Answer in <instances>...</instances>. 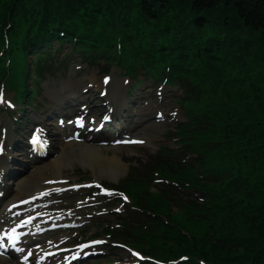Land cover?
<instances>
[{
    "label": "trees",
    "instance_id": "trees-1",
    "mask_svg": "<svg viewBox=\"0 0 264 264\" xmlns=\"http://www.w3.org/2000/svg\"><path fill=\"white\" fill-rule=\"evenodd\" d=\"M129 1L134 0H116L125 14H129L125 6ZM136 7L140 10L138 23L145 17L158 21L160 17H185L197 29L209 26L229 32L231 43L239 44L242 37L246 49L259 37L256 34L264 33V0H137ZM261 110L264 112V107ZM247 228L252 241L243 248L247 257L253 253L252 260L258 261L264 255V217Z\"/></svg>",
    "mask_w": 264,
    "mask_h": 264
},
{
    "label": "rangeland",
    "instance_id": "rangeland-1",
    "mask_svg": "<svg viewBox=\"0 0 264 264\" xmlns=\"http://www.w3.org/2000/svg\"><path fill=\"white\" fill-rule=\"evenodd\" d=\"M66 47L63 49L65 50ZM255 50V49H254ZM260 55L256 56V58L258 59ZM48 75V74H46ZM41 80V79H40ZM39 80V82H40ZM38 80H33L31 81V84L34 85V83H37ZM32 85V86H33ZM118 155H122L124 158V161L127 162L128 168L130 166H133L135 164V160L134 158H128L125 155L124 151H119L117 153ZM124 176V175H123ZM121 176V177H123ZM125 177V176H124ZM154 194V192H153ZM177 213V217L179 218V220L182 223V227H183V232L185 233V235L183 237H181V240H185V243L183 244V246H189L188 248H195L198 249L199 251H203L205 250V252L209 255L212 256H218L220 258V260L222 261L221 258H224V256L227 257V245L232 244L231 242H227V238L226 235H223L221 232H213V230H210V228L208 226H206L204 224V221L197 219V217L192 216L191 213H193V210H188V212L185 210V208H176L173 209L172 208V212L171 213ZM190 214V215H189ZM183 217H188V222H183ZM195 236V237H194ZM231 239H234L231 237ZM240 239H236V240H232L235 241L234 245L236 248V251H234L233 255H236L239 253H241V248H240V243L241 240ZM245 239H242V242H244ZM232 250H234V247L232 248ZM243 258V257H242ZM225 259V258H224Z\"/></svg>",
    "mask_w": 264,
    "mask_h": 264
},
{
    "label": "bare ground",
    "instance_id": "bare-ground-1",
    "mask_svg": "<svg viewBox=\"0 0 264 264\" xmlns=\"http://www.w3.org/2000/svg\"><path fill=\"white\" fill-rule=\"evenodd\" d=\"M71 153L75 156H80L83 158H88L89 163L93 169L98 170L99 175L101 176H113L117 178L125 170V166L121 162V158L115 154L110 156L109 154L103 153L101 147L98 146H86L81 143H72ZM64 148V147H63ZM63 148L59 151V155L62 152ZM66 152H63L65 155ZM57 158H54L46 167L37 170L32 175L29 176V182L25 181V184H28L29 189L39 188L45 180L48 178H54L55 176H50L53 174H60V164L61 161ZM3 264H14L9 261H2Z\"/></svg>",
    "mask_w": 264,
    "mask_h": 264
},
{
    "label": "snow or ice",
    "instance_id": "snow-or-ice-1",
    "mask_svg": "<svg viewBox=\"0 0 264 264\" xmlns=\"http://www.w3.org/2000/svg\"><path fill=\"white\" fill-rule=\"evenodd\" d=\"M3 98H2V94H0V102H2ZM138 255V254H135Z\"/></svg>",
    "mask_w": 264,
    "mask_h": 264
}]
</instances>
